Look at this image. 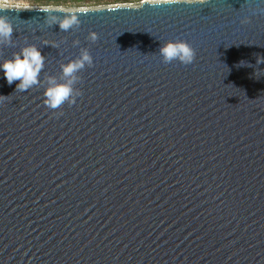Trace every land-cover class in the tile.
<instances>
[{"label":"water","instance_id":"95a60500","mask_svg":"<svg viewBox=\"0 0 264 264\" xmlns=\"http://www.w3.org/2000/svg\"><path fill=\"white\" fill-rule=\"evenodd\" d=\"M38 9H0V58L27 38L42 76L79 47L93 66L62 115L0 74V264H264V0L52 8L80 13L69 32ZM177 39L191 64L162 63Z\"/></svg>","mask_w":264,"mask_h":264},{"label":"clouds","instance_id":"9594fccd","mask_svg":"<svg viewBox=\"0 0 264 264\" xmlns=\"http://www.w3.org/2000/svg\"><path fill=\"white\" fill-rule=\"evenodd\" d=\"M11 3L12 0H0V9L10 7ZM38 11L45 14L43 24L46 27L56 25L60 32L75 31L80 27V13H57L45 4H41ZM261 14H264V10L261 11ZM241 23H250V19L243 17ZM13 31L12 22L6 16L0 15V46L16 45L13 40ZM86 39L90 43H95L98 40V34L95 31H89ZM42 43L43 46L59 49L64 40H45ZM72 44L79 46L80 41L74 39ZM157 53L161 57L162 63L165 64L177 62L189 65L196 56L192 45L180 39L160 43ZM45 59L42 47L27 42V38H25L24 45L19 48V51L13 52L8 58H0V74L9 86L18 81L15 85V92L24 93L35 87L42 88L43 103L46 108L53 110L56 115H62V111L58 112L57 110L64 104L69 106L75 104L81 95V91L77 87L81 81L80 73L86 67L93 66V57L88 47H79V54L75 58L68 59L67 62H60L58 76H42ZM240 63L241 65L245 64L244 61ZM262 63H264V56L256 54V64Z\"/></svg>","mask_w":264,"mask_h":264},{"label":"trees","instance_id":"16d2710c","mask_svg":"<svg viewBox=\"0 0 264 264\" xmlns=\"http://www.w3.org/2000/svg\"><path fill=\"white\" fill-rule=\"evenodd\" d=\"M145 0H28L30 6L40 7L41 4L50 6L52 8H73L81 9L85 7H100L110 5H128V4H140ZM159 1V0H150ZM193 1V0H191Z\"/></svg>","mask_w":264,"mask_h":264},{"label":"rangeland","instance_id":"374dc122","mask_svg":"<svg viewBox=\"0 0 264 264\" xmlns=\"http://www.w3.org/2000/svg\"><path fill=\"white\" fill-rule=\"evenodd\" d=\"M30 6L28 0H12L11 6Z\"/></svg>","mask_w":264,"mask_h":264}]
</instances>
